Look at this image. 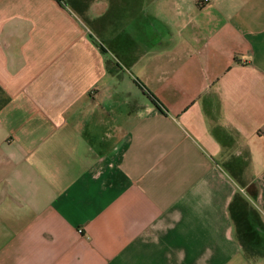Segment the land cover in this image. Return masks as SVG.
<instances>
[{
  "label": "crops",
  "instance_id": "0c3cea01",
  "mask_svg": "<svg viewBox=\"0 0 264 264\" xmlns=\"http://www.w3.org/2000/svg\"><path fill=\"white\" fill-rule=\"evenodd\" d=\"M0 264H264V0H0Z\"/></svg>",
  "mask_w": 264,
  "mask_h": 264
},
{
  "label": "trees",
  "instance_id": "16d2710c",
  "mask_svg": "<svg viewBox=\"0 0 264 264\" xmlns=\"http://www.w3.org/2000/svg\"><path fill=\"white\" fill-rule=\"evenodd\" d=\"M58 1L61 2V0H58ZM152 97H153L154 103H155L158 107H160V106H159V105H160V102H159V100L154 96V94H152Z\"/></svg>",
  "mask_w": 264,
  "mask_h": 264
},
{
  "label": "built area",
  "instance_id": "2783aa9c",
  "mask_svg": "<svg viewBox=\"0 0 264 264\" xmlns=\"http://www.w3.org/2000/svg\"><path fill=\"white\" fill-rule=\"evenodd\" d=\"M206 1H209V0H206Z\"/></svg>",
  "mask_w": 264,
  "mask_h": 264
}]
</instances>
